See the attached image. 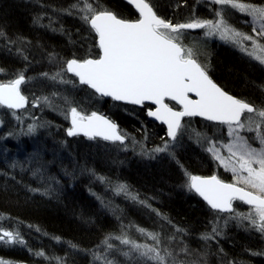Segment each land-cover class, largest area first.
I'll return each mask as SVG.
<instances>
[{
  "label": "trees",
  "instance_id": "16d2710c",
  "mask_svg": "<svg viewBox=\"0 0 264 264\" xmlns=\"http://www.w3.org/2000/svg\"><path fill=\"white\" fill-rule=\"evenodd\" d=\"M243 1L264 5V0ZM77 2L0 0V82L23 73L26 82L21 91L29 100L36 95L65 94L84 114L98 111L109 116L126 134V143L130 134L141 137L146 131L150 135L148 143L161 146L168 140L165 128L149 120L147 105L136 107L101 98L69 73L63 79L72 83L48 78L60 70L63 61L99 55L98 37L81 19L84 13L73 7ZM90 2L103 5L119 18H138L126 1ZM149 2L161 18L174 24L212 19L215 14L200 0ZM229 17L239 26L237 18ZM181 32L182 43L209 64L207 71L218 85L254 108L264 109L263 65L235 46L200 41L199 31ZM56 117L47 120L54 122ZM59 124L60 129L50 130L49 135L48 130L38 131L19 142H0V231H11L18 238L16 242L0 241V261L4 264H157L141 256L140 251L132 261L127 251L136 250L122 243L125 238L158 247L167 264H264V241L255 234L232 225L223 229L221 237L212 233L221 212L189 190L185 173L216 175L226 182L229 178L204 154L187 146L168 158L150 161L125 150L117 154L126 143L70 138L66 133L68 122L59 120ZM122 182L138 200L115 195V185ZM139 229L156 234L160 243L157 245ZM221 230L219 226V233ZM205 234L214 236L206 240ZM181 249L192 258L179 255L173 259L165 252Z\"/></svg>",
  "mask_w": 264,
  "mask_h": 264
},
{
  "label": "snow or ice",
  "instance_id": "6c2138e0",
  "mask_svg": "<svg viewBox=\"0 0 264 264\" xmlns=\"http://www.w3.org/2000/svg\"><path fill=\"white\" fill-rule=\"evenodd\" d=\"M212 2L222 6L215 13L217 19H192L186 23L174 24L158 16L149 0H128L138 12L135 20L119 18L99 3L94 5L90 0H78L73 7L84 13L81 19L90 25L98 37L99 55L96 58L63 61L60 70L51 77L47 73L43 75L53 81L59 78L61 83H72L63 79V75L72 73L78 77L80 84L87 85L96 93L111 97L114 101L142 106L146 101L150 102L154 110L149 108L147 115L167 125V136L172 140L176 139L182 128L183 117L199 116L227 125L231 139L226 143L209 141L206 151L221 166L231 171L233 182L226 183L216 175L203 177L186 172L187 187L199 194L211 209L235 213L233 218L250 221L257 231L264 234V132L261 131L264 128V109L254 108L224 91L210 78L206 66L198 62L196 51L181 41V30L204 29V35H218L221 40L240 47L264 64V44L259 43L253 35L231 27L222 14L224 6L245 13L252 18L253 32L264 37V5L241 0ZM244 41H252V51L244 46ZM25 82L23 73L6 83L0 82V106L13 110L24 108L28 98L22 93L21 85ZM52 95L55 96L56 93ZM63 100L69 105L65 113V118L70 119L71 124L67 129L69 137L83 134L89 139L101 137L106 141L124 142L126 134L112 120L95 111L90 115L84 114L82 110L71 106L67 97H63ZM40 103L52 105V101L46 96L37 98L33 106L38 107ZM33 130V126L29 125L28 131ZM241 130L255 132L256 135L245 137L240 134ZM253 141H258L259 147H253ZM221 148L226 149L228 155H222ZM166 149L167 143L154 151L162 152ZM120 190H125V186L121 185ZM235 201L250 206L249 210L246 213L235 212ZM139 231L157 245L160 243L156 234L145 232L144 229ZM212 233L219 234L217 227L213 226ZM4 237L14 239L12 232L5 231L0 239ZM212 238L211 234L203 236L206 240ZM122 243L131 244L137 251L143 249L140 251L142 256H147L158 264H166L165 256L156 247L139 245L126 238ZM165 252L171 256L170 252ZM0 264L4 262L0 261ZM173 264L177 262L174 261Z\"/></svg>",
  "mask_w": 264,
  "mask_h": 264
},
{
  "label": "rangeland",
  "instance_id": "374dc122",
  "mask_svg": "<svg viewBox=\"0 0 264 264\" xmlns=\"http://www.w3.org/2000/svg\"><path fill=\"white\" fill-rule=\"evenodd\" d=\"M201 3L203 4V6H205V8L211 11H214L215 13L218 10H221L222 6L217 5L215 3L212 2V0H200ZM244 2V1H243ZM246 3V2H245ZM255 5H261V4H255ZM222 14L224 19L228 22L229 25H231V27L235 28L236 30L243 32V33H247L249 35H253L255 37V39L261 43L264 44V37L261 36H257L254 32H253V24L251 23V17L247 16L245 13H241L236 9H232L231 7L228 6H224L222 9ZM214 17L211 20H215L217 19V17L215 16V14H213ZM228 16H230L232 19H236L239 20V26L234 25V23H232L230 20H228ZM229 17V18H230ZM256 27L258 28L259 26L256 25ZM201 34H200V41H207V42H211L213 43V41L215 42H219V43H223V44H228L231 46H235L239 51L243 52L245 55H248L247 52L242 51L240 47L229 43V42H225L224 40H221L219 38V36H206L204 35L205 30L204 29H200L198 30ZM244 46L249 50L252 51V41H244L243 42ZM190 47V46H188ZM192 48V47H191ZM197 56L198 58V62L201 63L202 65L206 66V70H208V68H210L209 64H207V62L202 59L200 60V57L198 54ZM249 56V55H248ZM252 60H254L255 62H259L257 60H255L252 56H249ZM260 63V62H259ZM261 64V63H260ZM264 66V64H261ZM32 79V78H31ZM33 94V93H32ZM36 95V94H33ZM38 97H32V99H28V103H27V110H24V112L21 111H16L13 109H8L7 107L4 106H0V118L2 117L3 119H0V129L3 130V132L0 131V142H5V141H17L19 142L20 139H22V137H26V136H33V134L37 133L38 131L41 132H47L48 130V135L50 134V130H56V129H60V124H59V120L62 122H68L67 125H69V121L70 119H66L65 118V113L69 107V105L64 103L63 97H67L70 101H71V106H74V103L72 101V98H70V96H66L65 94L61 96L60 95H51L48 96L49 99L52 101V105L48 106L44 103H40V105L38 107L33 106L34 102L36 101L37 98H39V95H36ZM22 112V113H20ZM20 113V114H19ZM55 113V115H57L58 117H56V121L52 122V121H48L47 119L51 118V117H55V115H53ZM254 115V114H252ZM4 119L6 120V122L4 121ZM190 119L187 122H184V124L182 125V128L180 129L179 134L177 135L175 140H170L169 137L167 136V131H166V137H167V141L163 142V144L160 145H156V144H149V132L143 131L144 134H139L141 137H139L136 134H130L128 142L123 145L119 151L117 150V154H120V151L125 150L126 152L128 151V154L132 155V156H143V158H145L146 160H153V159H160V157H166L168 158L169 156H171L172 153H174V151H178L180 149H184L185 147L189 146V147H193L195 150H198L199 152H201L202 154H204L206 156V158H208L213 165H215L220 172L224 173L227 175V177L229 178V182H233V174L231 173V171L226 170L223 166L220 165L219 161H217L216 159H214V157L212 156L211 153H209L208 151H206V148L209 146V141L212 142H217L219 141L220 143H226L228 142V140H230L231 138L228 136V129H227V125H222V124H214L215 126H211L210 122L208 121H204L203 123L198 124L197 122L194 121V118H188ZM2 120L5 122V128H3L2 126ZM192 120V121H191ZM29 125H32L34 130L32 132L28 131ZM70 127V125L66 128L68 129ZM262 132H264V128L261 129ZM197 133H199L200 135L197 136ZM240 134L245 136V137H254L256 135L255 132H248L247 130H241ZM165 143H167V149L165 151L162 152H156L154 151V149L156 148H162L165 146ZM253 147H259V143L258 141H253L252 142ZM219 147V144L217 145ZM111 149H109V151L106 152L101 150V152H106L109 153ZM114 151V150H112ZM102 152V153H103ZM178 153V152H177ZM221 154L226 156L228 155L226 149L221 148ZM131 157V156H130ZM118 184V183H117ZM123 185L125 186V190H120V186ZM239 186H243V185H239ZM114 189V193L115 195H121L120 198H125L128 199L129 201H136L138 200V197H136L134 194L131 193V191L129 190L128 187H126V184L124 182H122V184H118L117 187L115 185ZM249 207L246 206H241L240 204H237L236 202L234 203V209L235 212L238 213H246L249 210ZM235 215V213H223L221 212V217L219 216L218 218H216L215 222L213 223L215 227H217V232L219 233L218 229L219 226L220 228H222L221 233L219 237H221V235L223 234V229L229 226H235L237 228H243L247 233L250 234H255L256 236L260 237L263 241H264V234L260 233L259 231L256 230V228H254L250 221L248 220H241L238 218H233ZM6 231V230H5ZM5 231H0V236H3V233ZM7 232H11V231H7ZM14 239H9L7 237H4L3 239H0V241L2 242H16L18 240V238ZM214 236V235H212ZM158 249V247H157ZM140 251H143V249H141ZM160 251V250H159ZM139 251L136 250L135 251H127V256L130 257L132 259V261H135L136 257H138V253ZM170 252V251H168ZM172 258L174 259L175 256H182L184 255L186 257V259H190L192 258L189 254V252L187 250L181 249L179 250V252L173 253L170 252ZM161 254V253H160ZM141 255V254H140ZM164 255L165 254H161ZM142 256V255H141ZM168 256V257H171ZM183 258V257H180ZM166 259V258H165ZM194 260L200 261L198 259L193 258ZM192 259V260H193ZM202 259H204L202 257ZM154 261V260H153ZM157 262V261H156ZM194 264H199L196 263L195 261H193ZM193 262L191 264H193ZM203 262V261H202ZM201 262V263H202ZM200 263V264H201ZM158 264V262H157ZM167 264V262H166ZM186 264V262L184 263Z\"/></svg>",
  "mask_w": 264,
  "mask_h": 264
},
{
  "label": "water",
  "instance_id": "95a60500",
  "mask_svg": "<svg viewBox=\"0 0 264 264\" xmlns=\"http://www.w3.org/2000/svg\"><path fill=\"white\" fill-rule=\"evenodd\" d=\"M123 1H126L127 3H128V0H123ZM131 5V4H130ZM132 6V5H131ZM133 7V9L134 10H136L135 8H134V6H132ZM137 12V11H136ZM138 13V12H137ZM185 30H200V29H185ZM69 74H71V75H73L72 73H69ZM74 76V75H73ZM210 76V75H209ZM210 78H211V76H210ZM77 79H78V77H77ZM212 79V78H211ZM213 80V79H212ZM79 81V80H78ZM215 82V81H214ZM216 83V82H215ZM217 84V83H216ZM218 85V84H217ZM22 86V85H21ZM218 86H220V85H218ZM221 87V86H220ZM222 88V87H221ZM223 89V88H222ZM93 90V89H92ZM224 90V89H223ZM93 91H95V90H93ZM225 91V90H224ZM227 92V91H226ZM228 94H230L229 92H227ZM100 97H102V98H104V99H107V98H109V99H111V100H113L111 97H105V96H102L101 94H99V93H97ZM231 95V94H230ZM233 96V95H232ZM235 97V96H234ZM236 98H238V97H236ZM239 99V98H238ZM114 101V100H113ZM116 102H118V101H116ZM119 102H121V103H124V104H127V105H129V103H126V102H124V101H119ZM166 102H168V101H166ZM174 103V102H173ZM130 105H133V104H130ZM144 105H148V106H150V108H152V110H154V106L153 105H151V103L150 102H145V104ZM28 105H26L24 108H22V109H25L26 107H27ZM135 106H137V107H140V106H142V105H135ZM253 106V105H252ZM254 107V106H253ZM22 109H15L16 111H21ZM177 109H179V106L177 105ZM98 113V112H97ZM99 115H103V116H105V117H107L106 115H104V114H102V113H98ZM88 115H90V114H88ZM108 119H110V120H112L109 116L107 117ZM148 118H149V120L150 121H153V122H155L156 124H158V125H163L164 126V128H165V131H167V125H165L164 123H162L161 121H159V120H156L154 117H150V116H148ZM187 118H196V119H203V120H205V118H203V117H199V116H196V117H183L182 118V121H181V123H182V125L184 124V121L187 119ZM113 121V120H112ZM114 122V121H113ZM211 122H213L214 124H216V123H218V124H220L219 122H216V121H211ZM115 123V122H114ZM117 124V123H116ZM69 125L71 126V124H70V121H69ZM117 126H118V124H117ZM118 129H119V126H118ZM120 130V129H119ZM179 132H180V130L178 131V134H179ZM66 133H67V131H66ZM177 134V135H178ZM77 136H80V137H83V138H85V139H87L88 137H85L83 134H80V135H77ZM76 136H72V137H70V138H75ZM89 139V138H88ZM102 140V141H104V142H107V143H113V144H120V142L119 141H106V140H104V139H102L101 137H96V138H93L92 140ZM169 139L170 140H172L170 137H169ZM126 141H127V138H125V140H124V142L122 143V144H124V143H126ZM198 176H201V175H198ZM209 176H212V175H208V176H203V177H209ZM220 179V178H219ZM225 182V181H224ZM226 183H229V182H226ZM231 183V182H230ZM196 195H199V194H197L194 190H192ZM206 204H207V202L202 198V197H200ZM235 202H240V201H235ZM234 202V203H235ZM240 203H242V202H240ZM208 205V204H207ZM248 206V205H247ZM216 211H218V210H216ZM219 212V211H218ZM223 213H228V212H223Z\"/></svg>",
  "mask_w": 264,
  "mask_h": 264
},
{
  "label": "bare ground",
  "instance_id": "6f19581e",
  "mask_svg": "<svg viewBox=\"0 0 264 264\" xmlns=\"http://www.w3.org/2000/svg\"><path fill=\"white\" fill-rule=\"evenodd\" d=\"M157 14V13H156ZM158 15V14H157ZM159 16V15H158ZM172 103V102H171ZM127 105V104H126ZM135 106V105H134ZM148 106V105H147ZM137 107V106H136ZM149 108H150V106H148ZM27 108V107H26ZM98 112V111H97ZM98 113H101V112H98ZM86 114H91V112L90 113H86ZM102 114H104V113H102ZM105 115V114H104ZM188 119V118H187ZM202 121H208V120H203V119H201ZM208 122H210V123H213V122H211V121H208ZM202 176V175H201ZM218 177V176H217ZM219 178V177H218ZM226 182V181H225ZM230 183V182H229ZM196 195V194H195ZM197 196H199V195H197ZM200 197V196H199ZM203 201V200H202ZM204 202V201H203ZM205 203V202H204ZM206 204V203H205ZM207 205V204H206ZM209 206V205H208Z\"/></svg>",
  "mask_w": 264,
  "mask_h": 264
},
{
  "label": "flooded vegetation",
  "instance_id": "af4514ba",
  "mask_svg": "<svg viewBox=\"0 0 264 264\" xmlns=\"http://www.w3.org/2000/svg\"><path fill=\"white\" fill-rule=\"evenodd\" d=\"M189 31V30H188ZM191 31H198V30H191ZM207 71V70H206ZM208 72V71H207ZM208 75H210V73L208 72ZM211 76V75H210ZM211 78H212V76H211ZM213 79V78H212ZM213 81H215V80H213ZM91 89V88H90ZM92 90V89H91ZM93 91V90H92ZM95 92V91H94ZM96 93V92H95ZM98 95V94H97ZM99 96V95H98ZM100 97V96H99ZM102 98V97H101ZM177 107V106H176ZM107 143V142H106ZM113 144V143H112Z\"/></svg>",
  "mask_w": 264,
  "mask_h": 264
}]
</instances>
